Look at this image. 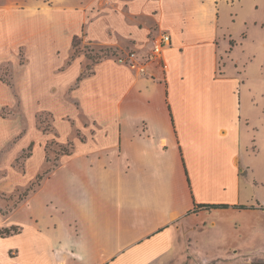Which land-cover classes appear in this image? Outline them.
<instances>
[{
	"label": "crops",
	"instance_id": "obj_1",
	"mask_svg": "<svg viewBox=\"0 0 264 264\" xmlns=\"http://www.w3.org/2000/svg\"><path fill=\"white\" fill-rule=\"evenodd\" d=\"M71 1L49 5L51 16L37 22L59 30L66 46L64 63L56 70L79 65L59 92L70 96L85 116L75 127L85 138L72 141L71 151L34 191L33 199L50 193V219L34 201L35 206L25 209L27 221L36 228V218L44 227L53 226L52 235L41 230L50 261L165 264L177 254V260L186 255L188 264H211L243 256L236 248L248 226L232 219L264 215V204L248 199L241 187L248 168L241 142L249 133L252 107L244 112L245 82L233 56L238 48L245 52L247 34L234 38L229 28L223 31L217 9L221 0ZM25 9L0 14L5 51L12 20ZM19 20L22 26L24 20ZM161 31L170 35L163 53L165 69L152 62L138 73L114 57L95 61L86 73L84 57L70 53L71 39L81 36L119 53L132 51L138 62H145ZM61 51L56 47V54ZM67 115V124L74 125ZM195 204L231 206L208 210L195 209ZM224 231L231 237L217 235ZM214 237L223 242L219 246L227 248L226 255L206 248L218 245ZM244 261L259 264V253Z\"/></svg>",
	"mask_w": 264,
	"mask_h": 264
},
{
	"label": "rangeland",
	"instance_id": "obj_2",
	"mask_svg": "<svg viewBox=\"0 0 264 264\" xmlns=\"http://www.w3.org/2000/svg\"><path fill=\"white\" fill-rule=\"evenodd\" d=\"M12 1H1L0 14L3 12L11 16L14 8L25 5L27 9L19 13L18 19L12 20L9 32L11 38L4 39L7 50L0 44V264H53L48 255V241L41 232L46 236L52 235L53 226L47 224L44 227L37 223L40 219L36 218L33 222L39 231L27 221L25 209L35 206L34 201L44 206V212L49 217L48 214L53 212L52 205L46 204L50 193H41L39 199H33L37 193L34 191L49 176L64 152L71 151L72 141L79 142L85 138L75 128L85 119L83 111L77 108L70 96H65L63 91L59 92L61 87L73 79L79 65L75 64L66 71L56 70V67L64 63L66 46L59 40V30L45 23L37 25L39 20L46 22L51 16L49 5L64 4L67 0H40L33 4L26 3V0L21 3ZM76 1H71V5ZM230 1L233 0H221L218 3L219 24L223 31L229 28L234 38L241 33H246L248 37L245 52L238 48L233 56L238 61L234 66L237 64V70L241 71L245 82L242 87L244 112L247 113V109L252 107L248 120L249 133H246L245 138L242 137L241 142L245 145L242 162L248 167L241 187L248 199L264 204V0ZM20 18L24 20L22 26L19 24ZM10 27L8 22L5 28L9 30ZM16 30H19L17 37ZM56 47L62 48L59 54L55 53ZM113 52L119 54V50L96 46L81 36L71 39V56L84 57L86 73L90 72L91 65L95 63L85 56L86 53L101 61L114 59ZM48 109L53 110L54 114ZM66 114L75 121L74 125L67 124L65 120L70 119L68 115L64 116ZM39 177L41 180L38 182ZM18 197H22L20 202ZM29 197L31 199L23 203ZM20 209L23 213H19ZM13 218L18 219V223ZM234 222L248 226L243 229V235L246 236L243 244L236 248L237 254L243 256L217 260L211 264H247L244 259L256 256L257 253L259 264H264V215L249 214L233 218L231 223ZM18 225L22 227L21 230ZM258 225L259 236H256ZM16 227L21 232L13 234L12 229ZM227 233L217 232V235L230 238L231 235ZM214 238L218 245L206 248H214L226 255L227 248L219 246L223 242L219 237ZM55 247L57 245L52 249ZM64 252L62 249L61 253ZM175 259L165 264H188L186 255H180L177 260L176 254ZM113 264L130 263L117 261Z\"/></svg>",
	"mask_w": 264,
	"mask_h": 264
},
{
	"label": "built area",
	"instance_id": "obj_3",
	"mask_svg": "<svg viewBox=\"0 0 264 264\" xmlns=\"http://www.w3.org/2000/svg\"><path fill=\"white\" fill-rule=\"evenodd\" d=\"M169 44L170 35L165 31H161L153 38L152 48L145 62H138V60L135 58V53L132 51L119 53L115 56V59L117 62L126 64L135 69V71L138 73H144L146 64L152 62L162 65V67L165 69L166 63L163 59V53Z\"/></svg>",
	"mask_w": 264,
	"mask_h": 264
},
{
	"label": "trees",
	"instance_id": "obj_4",
	"mask_svg": "<svg viewBox=\"0 0 264 264\" xmlns=\"http://www.w3.org/2000/svg\"><path fill=\"white\" fill-rule=\"evenodd\" d=\"M113 54H114V52H113ZM86 55H87V57H89L92 61H97V59L98 58H95V57H93V56H91L90 54H88V53H86ZM101 58V57H100ZM65 154L66 153H69V151L67 150V151H65L64 152ZM40 177L38 178V182L40 181ZM29 190H32V188H30ZM22 200V197H18V202H20ZM231 205H229V204H195V209L196 208H205V209H216V208H228V207H230ZM233 207H235V208H240V209H244V208H246V206L245 205H232ZM18 228L16 227V228H13L12 229V233L14 234V233H17L18 232V230H17ZM0 234L2 235V233L0 232Z\"/></svg>",
	"mask_w": 264,
	"mask_h": 264
}]
</instances>
